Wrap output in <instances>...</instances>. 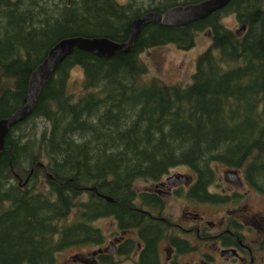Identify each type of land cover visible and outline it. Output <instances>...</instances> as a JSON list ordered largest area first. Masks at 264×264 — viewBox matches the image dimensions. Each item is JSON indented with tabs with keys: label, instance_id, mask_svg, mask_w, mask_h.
<instances>
[{
	"label": "trees",
	"instance_id": "trees-1",
	"mask_svg": "<svg viewBox=\"0 0 264 264\" xmlns=\"http://www.w3.org/2000/svg\"><path fill=\"white\" fill-rule=\"evenodd\" d=\"M196 1L0 0V77L9 79L0 91V118L24 105L33 70L61 38L125 40L144 12ZM229 10L244 32L223 23ZM204 30L212 40L190 82L143 78L145 49L190 47ZM76 65L84 70L77 95L69 88ZM219 163L244 167L264 192V0H231L185 25L151 22L127 53L106 57L77 48L65 58L3 146L0 264H55L61 250L101 240L91 223L96 216L130 218L134 195L144 193L138 179L186 164L206 188ZM225 197L205 189L203 199ZM75 208L77 219L67 222Z\"/></svg>",
	"mask_w": 264,
	"mask_h": 264
},
{
	"label": "flooded vegetation",
	"instance_id": "flooded-vegetation-1",
	"mask_svg": "<svg viewBox=\"0 0 264 264\" xmlns=\"http://www.w3.org/2000/svg\"><path fill=\"white\" fill-rule=\"evenodd\" d=\"M174 166L158 178L143 179L144 193L134 195L129 219L120 213L93 218L101 240L86 243L96 245L88 256L72 255L61 264H264V207L254 209L244 203L243 210L225 209L212 218L191 208V202L236 204L249 190L264 194L250 184L244 167L215 164L214 177L203 188L197 170L189 165L190 171L174 170ZM205 189L226 197L203 199ZM170 196L189 201L181 218L168 213ZM103 217L116 224L110 234L96 223Z\"/></svg>",
	"mask_w": 264,
	"mask_h": 264
},
{
	"label": "rangeland",
	"instance_id": "rangeland-1",
	"mask_svg": "<svg viewBox=\"0 0 264 264\" xmlns=\"http://www.w3.org/2000/svg\"><path fill=\"white\" fill-rule=\"evenodd\" d=\"M125 1V0H121ZM223 23L230 28L235 30H239L243 23L239 21L237 15L234 11L229 10L224 13ZM36 27H41L40 23H36ZM246 29V27H245ZM245 29L242 31L244 32ZM240 32V33H242ZM211 32L208 30L199 31L195 37V43L190 47H181L177 43L167 42L152 46L150 48L145 49L141 56L145 60L148 66V70L143 75L145 80H151L153 77H160L163 80L169 83H187L192 80V76L196 71L197 59L199 55L205 51V49L211 43ZM84 80V70L82 66L76 65L71 70V77L69 88L72 92L77 95L83 87ZM9 85V79L5 77H0V91ZM37 122L40 126H44L49 124L48 122H44L42 119H37ZM217 165V164H216ZM220 167L225 166L224 164L219 163ZM174 170L181 171H190V167L185 164H179L173 167ZM171 168V169H173ZM135 186L138 190L144 188L143 179H138L135 182ZM226 186V185H225ZM82 198L86 197V194L81 196ZM243 200L236 204H218V203H210V202H202V203H192L191 208H198L203 214L208 217H213L215 213H221L225 211V209L236 208L238 210L245 209L244 203L249 204V208L260 209L264 207V194L260 193L256 190H249L248 194L245 193ZM240 201V200H239ZM189 201L186 197H175L170 196L167 199V211L168 213H172L175 216L180 217L181 210L185 208L186 204ZM78 209L75 208L74 211L70 214V216L66 219L67 222H72L78 217ZM97 225L102 227V230L105 233H109L114 231L116 228V224L111 222L109 218H100L96 222ZM96 247L94 244H75L69 246L60 252H58L57 262L55 264H61L62 262H66L67 258L69 259L72 255L77 256H88L91 250ZM70 260H68L69 262ZM67 263V262H66ZM68 264H80V263H68Z\"/></svg>",
	"mask_w": 264,
	"mask_h": 264
},
{
	"label": "water",
	"instance_id": "water-1",
	"mask_svg": "<svg viewBox=\"0 0 264 264\" xmlns=\"http://www.w3.org/2000/svg\"><path fill=\"white\" fill-rule=\"evenodd\" d=\"M231 0H200L186 4H176L170 8L148 10L131 22L129 37L116 40L108 36H87L83 34L66 36L58 40L48 51L46 57L33 70L30 77L29 92L25 96V103L17 110L0 118V157L10 127L27 118L34 110L36 98L41 88L56 72L61 62L79 48L95 53L99 56H114L131 51L143 28L151 23L170 25H185L194 20L209 16L218 9L226 6ZM243 25L239 32L245 29ZM46 178H52L43 162L40 163Z\"/></svg>",
	"mask_w": 264,
	"mask_h": 264
}]
</instances>
